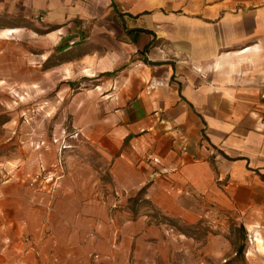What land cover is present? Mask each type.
<instances>
[{
	"label": "crops",
	"instance_id": "0c3cea01",
	"mask_svg": "<svg viewBox=\"0 0 264 264\" xmlns=\"http://www.w3.org/2000/svg\"><path fill=\"white\" fill-rule=\"evenodd\" d=\"M0 24L2 68L27 59L44 74L74 64L96 75L68 113L113 160L108 186L78 159L88 177L63 164L58 180L32 188L28 160L0 157V242L83 263L118 231L160 240L170 230L146 215L116 227L114 209L129 216L144 187L162 214L189 224L197 213L182 200L194 197L264 215V0H0Z\"/></svg>",
	"mask_w": 264,
	"mask_h": 264
},
{
	"label": "rangeland",
	"instance_id": "374dc122",
	"mask_svg": "<svg viewBox=\"0 0 264 264\" xmlns=\"http://www.w3.org/2000/svg\"><path fill=\"white\" fill-rule=\"evenodd\" d=\"M23 62L11 69L0 65V157L28 160L30 166L22 171L24 176L26 171L31 176L36 175L39 164L50 171L61 157L65 170L66 165L72 166L70 171L76 170L78 176L85 178L89 176L88 171L79 165L74 167L76 160L81 159L92 164L93 174L102 185L108 186L112 158L97 149L92 141L96 136H82L76 131L72 126L73 115L68 113L75 107L72 100L76 89L93 87L97 83L96 75L89 77L90 70L84 71L74 64L44 74L43 70L33 69L27 59ZM65 80L70 87L62 93L59 103L56 90L64 89ZM56 128L60 133L55 132ZM23 184L27 185L28 181ZM104 190H108L106 186ZM194 198L192 201L183 199L182 204L194 209L196 221L189 224L179 219L181 222H174L179 231L166 225L170 232L160 240L127 242L118 231L115 236L108 234V240L102 242L96 252L85 255L83 263L78 259L74 261L70 255L66 257L67 253L59 252L58 256L51 257L45 249L29 252L27 242H0V264H264V215H240L233 209L217 208ZM114 210L116 227H121L125 218L136 220L141 215L147 216L148 223L160 221L146 205L137 213L128 210L129 216L122 214V208ZM240 225L245 230L243 240L238 231ZM241 242H244L243 256L236 258L234 249ZM90 248L91 244L86 242L84 250Z\"/></svg>",
	"mask_w": 264,
	"mask_h": 264
},
{
	"label": "trees",
	"instance_id": "16d2710c",
	"mask_svg": "<svg viewBox=\"0 0 264 264\" xmlns=\"http://www.w3.org/2000/svg\"><path fill=\"white\" fill-rule=\"evenodd\" d=\"M146 188H142L133 198H130L128 200V204H130V207H128V210L131 213H137L138 209L146 205L148 206L152 211L156 213V217L160 219V221L156 222V225H168L171 228H176L177 226L174 224V222H181L178 218H170L164 214H161V212L152 204V202L146 198L145 196ZM179 231V229H177ZM238 231L241 234V239L243 240L245 238V230L242 225L238 227ZM182 235H185L184 233L180 232ZM243 250H244V242H241L235 249H234V257L241 258L243 256Z\"/></svg>",
	"mask_w": 264,
	"mask_h": 264
},
{
	"label": "built area",
	"instance_id": "2783aa9c",
	"mask_svg": "<svg viewBox=\"0 0 264 264\" xmlns=\"http://www.w3.org/2000/svg\"><path fill=\"white\" fill-rule=\"evenodd\" d=\"M259 98L261 100H263V103H262V114H261V117H260V121L262 123H264V94H261L259 96ZM181 150L184 151L183 148H181ZM151 160H152V162L154 164H159V160L158 159L153 158ZM54 165H55V168L59 171L58 177L56 175H54L53 173H51L50 171H46L43 164H39L38 165V173L36 175L32 176L31 181L29 183L30 187L36 188L37 184L40 187H42V184H47L46 182H48V181H52L53 179L58 180V178H60L63 175V173H64V167H63V162L61 160V157H58V159L55 161ZM42 173H44V174H42Z\"/></svg>",
	"mask_w": 264,
	"mask_h": 264
},
{
	"label": "bare ground",
	"instance_id": "6f19581e",
	"mask_svg": "<svg viewBox=\"0 0 264 264\" xmlns=\"http://www.w3.org/2000/svg\"><path fill=\"white\" fill-rule=\"evenodd\" d=\"M253 240H254V238H253Z\"/></svg>",
	"mask_w": 264,
	"mask_h": 264
}]
</instances>
